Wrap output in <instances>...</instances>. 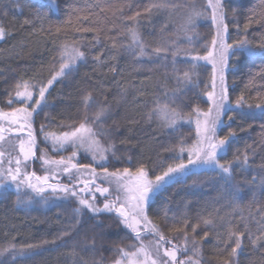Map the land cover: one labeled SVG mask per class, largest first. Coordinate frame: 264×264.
<instances>
[{
    "label": "trees",
    "instance_id": "trees-1",
    "mask_svg": "<svg viewBox=\"0 0 264 264\" xmlns=\"http://www.w3.org/2000/svg\"><path fill=\"white\" fill-rule=\"evenodd\" d=\"M157 2L159 0H126L130 7L124 8L123 15L126 17L137 10L141 15L136 21L125 22L129 24L138 22V30L149 45L154 46L160 42L163 28V35L175 41L182 51L188 50L201 56L207 55L210 42L215 36V26L212 25L210 18H205L210 15L206 6L207 0H167L169 4H176L178 7L144 10ZM96 3L97 0H55V5L52 6L50 0H0V25L4 27L6 33L5 38L0 40V109L12 110L7 101L9 93L14 91L15 84L19 80L46 84L53 74L52 65L57 64L59 60L57 53L60 45L65 41L71 43L74 39H79L83 45L81 50L87 53L86 60L79 62L71 75L60 77L52 83L46 93L48 107L44 113L34 114L37 157L40 156L41 149L46 150L52 159L71 155V150L53 152L52 148L44 143L40 127L44 125L46 131L58 133L66 130L70 124L74 126L78 124L82 117L81 98L91 92L97 102L112 105L111 116L103 126V130H107L110 135L99 137L100 143L105 147L110 142L115 145L116 158H113L111 152L108 154L109 171L118 167H133L135 170V165L143 163L150 170L151 176L153 171L159 172L162 166L175 162L171 159L174 153L166 149L178 147V140L181 138L187 145L195 142V125L178 124L179 131L174 132L160 127L157 119L148 120L146 117V113L153 108V102L157 98L166 101L168 97L164 93L167 91L171 95L172 90L177 87L170 67L166 70L147 61L141 67V62L135 60L119 42L117 48L113 49L109 36L115 35L116 29L111 32H75L72 30L74 25L66 24L71 6L98 11L92 7ZM99 3L116 5L125 3V0H99ZM223 3L225 23L228 25V43L246 36L247 40L255 45L264 38V21L251 23L249 19L250 17L259 19V13L264 9V0H223ZM193 8L203 11L205 17L197 20L192 33L194 46H189L181 28ZM37 9L48 13L53 25L52 30H49L47 21L42 25L33 18V13ZM92 19L94 18L82 20L80 24L91 25ZM26 20L30 22L25 23ZM111 23L110 20L101 21L100 27L110 28ZM116 23L120 24L122 21L117 20ZM55 26H61L59 33L55 32ZM97 36L99 43L95 40ZM119 39L127 42L126 35H121ZM101 52L102 60L109 56H115V59H108L106 63L98 64L93 56ZM176 59L177 67L182 73L188 64L184 62L183 56H178ZM200 64L202 66L194 70L198 75L193 76L198 86L187 88L180 86L183 91L178 94L177 104L184 115L189 114L196 107L201 111H207L209 107L203 92L211 90L210 87L206 89V86H210L211 83L212 65L204 61ZM228 64L226 82L229 102L234 105L240 96H244L246 103L252 105L258 103V97L264 96V57L241 56L238 60L230 58ZM113 65L116 68L115 72L109 70ZM121 85L126 86L128 91L126 98L119 100L118 91ZM141 86H143V94L138 91ZM12 98L15 101L14 95ZM14 106L23 107V103H15ZM234 111L249 115L241 119L237 114L231 121L226 115L223 118V126L218 129L217 134L222 138L228 135L229 131L235 133L229 138L222 163L233 161L237 155L248 153L249 165L246 168L242 169L237 163L232 165L233 184H238L241 189L238 199L247 217L253 191L257 198L260 197V189L256 184L260 176L264 175V169L260 167L264 164V127H262L264 118L260 117L259 110L255 108L243 107ZM232 114L228 113V115ZM61 123L65 125L64 128L58 127ZM121 141L126 142L121 143ZM187 155L188 153L185 152V162ZM76 162L89 164L96 168L97 173L102 172L100 166L92 161L90 154L83 151L78 154ZM29 170L35 171L38 176L46 174L39 159L31 161ZM253 176L257 177V181L249 183ZM53 180L54 184H67L71 187L72 182L69 181L67 174H61L58 180ZM99 182L97 183L102 184V181ZM226 187L220 175L197 170V174L188 176L182 182L169 184L164 191L154 197L147 210L148 216L159 226L166 240H171L178 246L182 243L180 237L183 233L170 231L169 221L173 215L179 219L186 214L190 223L185 231H189L200 217H207L211 213L216 231L223 235L225 229L220 218L224 220L231 218L235 223H241L239 212L233 211L231 196L226 191ZM43 196L48 198L47 203L42 197L35 196L31 201L25 200L24 203L17 205L16 193L12 190L0 199V246L6 245L9 241L18 245L28 243L38 245L36 249L38 254L32 264H72L73 257L70 253L75 246L78 254L75 256L76 264H82L81 258L91 259V253L85 250V242H90L95 236L96 259L102 258V264H112L118 258L112 251L113 247L129 250L131 245L138 243L114 214L102 213L98 218L100 223H97V218L84 210L80 216V223L75 226L74 231H69L75 215L73 210L79 207L76 198L58 199L50 192L44 193ZM103 200L104 197L96 193V203L102 205ZM251 207L255 214L257 205L251 204ZM165 212L168 220L164 219ZM250 226L255 231V223ZM204 230L205 227L201 224L196 233L198 238ZM65 231H69V235L63 236ZM155 239L147 233L144 234V242ZM217 239L215 233L210 232L207 239L203 240L202 264H223L225 257L217 249ZM53 240L55 243H52ZM44 241L48 243L45 244ZM183 256V253H179V258ZM232 264H261L260 253L250 244L247 235L243 239L242 249L238 250L237 257L232 258Z\"/></svg>",
    "mask_w": 264,
    "mask_h": 264
},
{
    "label": "snow or ice",
    "instance_id": "snow-or-ice-1",
    "mask_svg": "<svg viewBox=\"0 0 264 264\" xmlns=\"http://www.w3.org/2000/svg\"><path fill=\"white\" fill-rule=\"evenodd\" d=\"M52 6L55 0H50ZM207 8L211 9L210 15L205 17L203 11H193L188 15L181 30L184 33L189 46H194V29L197 20L201 17L210 18L212 25L215 26V36L210 42V50L207 55L184 50L182 51L175 41L167 39L163 35L159 43L149 45L146 43L139 32V23L129 24L125 21H136L141 15L139 10L134 14L124 16V8L130 7L126 3L116 5H106L99 3L92 7L98 11H90L88 8L71 6L69 8L66 24L74 25L75 32H111L116 29V34L109 36L112 41L111 47L117 48V43L129 52L135 60L140 61V66H144L147 61L151 65L165 68L170 67L175 76L177 87L172 90L171 95L166 91L164 94L168 97L166 101L157 98L153 102V108L146 113L148 120L157 119L160 127L171 129L174 132L179 131L178 124L186 123L195 125V142L187 145L181 138L178 140V147H169L166 151L173 152L171 157L174 163L164 165L159 172L153 171L149 175V169L143 164L138 163L133 167H118L109 171L108 154L111 152L113 158H116L114 151L115 145L109 143L107 147L100 143L99 137L109 136L107 130H103L104 124L111 116L112 105L108 103L97 102L91 92L84 94L81 98L82 117L78 124L68 125L67 129L61 132L46 131L44 125H41L40 131L44 138V143L52 148L53 152L61 153L71 150L70 156H61L59 159H52L48 156L46 150L41 149V154L37 157V138L33 127V117L45 112L48 107L46 93L52 83L60 77L71 75L75 66L86 60L87 53L82 51L81 41L74 39L71 43L65 41L60 45L57 53L59 60L57 64L52 65L53 74L45 83H32L30 80H19L14 87V91L9 93L7 104L12 107L11 111L0 109V199L4 198L9 191L16 193V203L20 205L25 200L31 201L35 196L42 197L44 202L48 198L44 197L45 192H50L52 196L58 199L76 198L79 207L75 208L74 220L69 231H74L75 226L80 223V216L84 210L92 213L100 223L99 216L102 213L114 214L116 219L133 234L132 238L138 241L137 244L130 246L129 250L123 247H113L112 251L118 257L112 264H202L203 261V240L207 239L210 232H214L218 237L216 244L220 253L224 254L223 264H232V258L237 257L238 250L242 249V243L247 235L250 244L255 250H258L261 256V264H264V175L259 178L256 187L260 189V197L257 198L255 191L252 194V200L248 206V216L245 217L239 203V193L241 191L238 184H233L234 169L233 163H237L242 169L249 165V156L245 152L234 157L233 161L222 163L226 155V146L229 138L235 135L229 131L228 135L222 138L217 134L218 129L223 126V118L227 115L229 121L233 120L234 115H240L244 119L247 113H235L234 109L247 107L248 109H258L261 118H264V96H259V102L255 105L246 103L244 96H240L233 105L229 102L228 87L226 82V71L229 67V59L238 60L241 56H261L264 57V38H261L255 45L247 40V37L238 39L233 43H228L227 31L228 25L225 23V6L223 0H207ZM175 8L176 4H169L167 0H159L145 8V11H151L153 8ZM119 14V15H118ZM33 18L43 23L49 24V30L53 25L49 19L48 13L40 12L39 9L33 13ZM91 21V25L80 24L82 20ZM251 23L264 21V9L259 13V19L250 17ZM112 21L110 28L100 27L101 21ZM122 21L117 24L116 21ZM30 21L26 20L25 23ZM95 25V26H92ZM247 28V25H245ZM61 26H55V32L59 33ZM5 29L0 25V40L5 38ZM121 35L127 36V42L121 41ZM99 43V36L95 37ZM205 47H208L205 45ZM103 53L93 56L98 64L106 63L108 59H115V56H109L101 59ZM183 56L184 62L188 67L183 70L177 67V57ZM55 59V57H54ZM170 61V63H169ZM201 61L212 65V76L210 86L211 90H205L203 95L207 97L209 107L207 111H201L199 107L184 115L179 110L177 104L178 94L185 88L197 87L193 76L198 75L194 70L202 66ZM110 71L115 72V66H110ZM151 70V69H149ZM218 81V83H217ZM127 87L120 86L118 91L119 100L127 96ZM143 94V86L138 89ZM14 95L15 101L12 96ZM35 97V98H34ZM107 98L105 97V100ZM117 100V103H119ZM23 103V107H15V103ZM233 113L228 115V113ZM91 114V115H90ZM135 123V121H131ZM95 126V127H93ZM58 127L64 128L61 123ZM264 127V125H262ZM126 141H121L125 143ZM83 151L90 154L93 162L97 163L102 169L97 173L96 168L89 164L76 162L78 154ZM187 152L185 162L184 153ZM39 159L41 167L46 174L36 175L35 171H29L30 161ZM129 163L131 157H128ZM264 169V164L260 166ZM82 169L86 171H81ZM198 171L213 172L221 176L226 185V191L231 196L233 211L239 212L240 224L233 219L223 221L225 229L222 235L216 231V224L209 213L207 217H200L193 224L189 231V218L185 214L181 218L173 215L170 219L172 232L183 233L180 237L182 243L178 246L171 240H166L159 226L154 224L148 216V207L154 197L164 191L169 184L179 183L190 175L197 174ZM57 174H67L71 187L67 184L50 183V177L55 179ZM87 176V179L84 177ZM97 180L102 181L98 184ZM257 181L253 176L249 183ZM78 185H83L79 187ZM107 185V186H103ZM111 189V191H110ZM96 193L104 197L102 207L96 203ZM62 194V195H61ZM251 204H256L255 214ZM164 219L168 220L167 213H164ZM255 223V231L250 226ZM204 225L205 230L198 238L197 229ZM65 231L62 235H69ZM155 237V240L149 244L144 243V234ZM191 236V238H189ZM103 241V237H101ZM48 243V241H44ZM55 243V240L52 241ZM67 243V242H66ZM103 246V244L101 245ZM36 244L18 245L9 241L6 245L0 246V264H32L34 257L38 254ZM85 250L91 253L90 260H83L82 264H102V258L96 259V238L90 242H85ZM183 253V258H178V254ZM70 255L73 257L72 264H76L75 246H73Z\"/></svg>",
    "mask_w": 264,
    "mask_h": 264
},
{
    "label": "rangeland",
    "instance_id": "rangeland-1",
    "mask_svg": "<svg viewBox=\"0 0 264 264\" xmlns=\"http://www.w3.org/2000/svg\"><path fill=\"white\" fill-rule=\"evenodd\" d=\"M208 10H209V14H210V12H211V9H210V8H208ZM226 72H227V71H226ZM217 83H218V81H217ZM29 163H31V161H30ZM29 171H31V170H29ZM40 176H43V174H40ZM60 176H61V174H57V176H56V178H55V179H57V180H58V179L60 178ZM53 181H54V180H53V179L50 177V180H49V182L54 184V182H53ZM97 182H98V183H100V182H99V180H97ZM45 193H46V192H45ZM99 206H101V207H102V205H99ZM144 243H145V244H149V243H150V241H148V240H147V241H146V242H144ZM178 258H179V254H178Z\"/></svg>",
    "mask_w": 264,
    "mask_h": 264
}]
</instances>
